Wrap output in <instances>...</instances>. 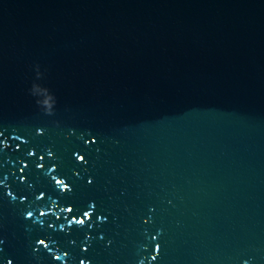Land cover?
Instances as JSON below:
<instances>
[{
  "label": "water",
  "instance_id": "water-1",
  "mask_svg": "<svg viewBox=\"0 0 264 264\" xmlns=\"http://www.w3.org/2000/svg\"><path fill=\"white\" fill-rule=\"evenodd\" d=\"M81 260L264 264V0H0V264Z\"/></svg>",
  "mask_w": 264,
  "mask_h": 264
},
{
  "label": "clouds",
  "instance_id": "clouds-1",
  "mask_svg": "<svg viewBox=\"0 0 264 264\" xmlns=\"http://www.w3.org/2000/svg\"><path fill=\"white\" fill-rule=\"evenodd\" d=\"M47 103H48V105L50 106V103H51L50 100H49ZM49 155H51V152H49ZM77 157H79V159H77ZM76 159H77L78 161H82V160L84 159V157H83V156H80V155H77V156H76ZM52 179L54 180L55 185H56L61 191H64V190L69 189V185L65 182L64 179H62V178H57V177H55V176H53ZM42 214H43V213H42ZM26 215H27L28 217H31V216H32V212H27ZM36 243H37L38 245H41V246H45V247H47V245H46V241H45L44 239H39V240L36 241ZM158 247H159V246L157 245V250H158ZM57 258H59V257H57ZM153 259H155V257H153ZM9 264H11V261H9ZM80 264H87V262L84 261V260H81V261H80Z\"/></svg>",
  "mask_w": 264,
  "mask_h": 264
},
{
  "label": "snow or ice",
  "instance_id": "snow-or-ice-1",
  "mask_svg": "<svg viewBox=\"0 0 264 264\" xmlns=\"http://www.w3.org/2000/svg\"><path fill=\"white\" fill-rule=\"evenodd\" d=\"M67 211H71V209H68ZM83 216H84L85 218H87V217L89 216V212H88V211H85V212L83 213ZM76 223H77V224H83L84 221L78 219V220H76Z\"/></svg>",
  "mask_w": 264,
  "mask_h": 264
}]
</instances>
